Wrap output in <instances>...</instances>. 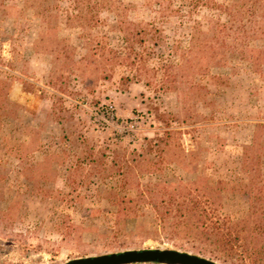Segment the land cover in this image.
<instances>
[{
	"label": "rangeland",
	"instance_id": "374dc122",
	"mask_svg": "<svg viewBox=\"0 0 264 264\" xmlns=\"http://www.w3.org/2000/svg\"><path fill=\"white\" fill-rule=\"evenodd\" d=\"M244 3L0 0V264L191 252L158 230L161 185L219 194L233 220L247 213L243 146L264 122V39L218 29ZM258 147L264 186V132ZM139 154L157 165L121 166Z\"/></svg>",
	"mask_w": 264,
	"mask_h": 264
},
{
	"label": "trees",
	"instance_id": "16d2710c",
	"mask_svg": "<svg viewBox=\"0 0 264 264\" xmlns=\"http://www.w3.org/2000/svg\"><path fill=\"white\" fill-rule=\"evenodd\" d=\"M226 11L227 23H219L218 29L228 30L235 43L251 37L264 39V0H245L242 7L229 6ZM263 132L264 122L255 123L251 143L243 146L242 168L248 175L246 191L251 194L245 215L233 220L221 211L219 194L203 200L186 184L178 182L157 187V193L170 196L168 207H153L159 219L158 230L191 246V253L220 264H264V186L257 183L262 171L258 146ZM142 165L150 169L157 162L139 154L121 163L129 172ZM127 180L124 176V182ZM133 186L136 201L151 205L150 192Z\"/></svg>",
	"mask_w": 264,
	"mask_h": 264
},
{
	"label": "water",
	"instance_id": "95a60500",
	"mask_svg": "<svg viewBox=\"0 0 264 264\" xmlns=\"http://www.w3.org/2000/svg\"><path fill=\"white\" fill-rule=\"evenodd\" d=\"M157 261L168 264H220L207 257L175 248H142L71 259L63 264H125Z\"/></svg>",
	"mask_w": 264,
	"mask_h": 264
}]
</instances>
